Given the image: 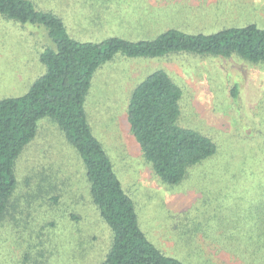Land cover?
Masks as SVG:
<instances>
[{"label": "rangeland", "instance_id": "obj_1", "mask_svg": "<svg viewBox=\"0 0 264 264\" xmlns=\"http://www.w3.org/2000/svg\"><path fill=\"white\" fill-rule=\"evenodd\" d=\"M31 1L60 17L71 37L97 43L155 38L168 28L191 34L249 23L264 28V0ZM51 45L44 24L0 15V99L28 91L45 72L40 56ZM156 69L183 90L179 123L218 145L178 184L154 172L128 120L134 88ZM86 109L141 228L166 255L187 264H228L218 257L264 264V63L238 55H118L95 73ZM16 175L0 221V264H100L112 229L93 203L80 153L51 118L39 121Z\"/></svg>", "mask_w": 264, "mask_h": 264}, {"label": "trees", "instance_id": "obj_2", "mask_svg": "<svg viewBox=\"0 0 264 264\" xmlns=\"http://www.w3.org/2000/svg\"><path fill=\"white\" fill-rule=\"evenodd\" d=\"M0 15L44 24L52 39L40 56L45 72L23 95L0 99V221L18 187L17 160L36 137L39 121L49 117L80 153L93 203L112 229L113 242L101 264H187L166 255L141 228L135 203L94 133L87 96L97 70L118 55H238L264 63V28L249 23L197 34L168 28L155 38L133 41L113 36L97 43L71 37L60 17L38 9L31 0H0ZM231 95L239 99L238 85L232 86ZM182 96V88L171 75L156 69L134 88L127 110L131 132L144 157L167 184L180 183L191 167L213 156L218 148L211 137L179 123Z\"/></svg>", "mask_w": 264, "mask_h": 264}, {"label": "crops", "instance_id": "obj_3", "mask_svg": "<svg viewBox=\"0 0 264 264\" xmlns=\"http://www.w3.org/2000/svg\"><path fill=\"white\" fill-rule=\"evenodd\" d=\"M109 249H110V247H109ZM108 251H109V250H108ZM107 253H108V252H107ZM106 256H107V254H106ZM106 256H105V258H106ZM105 258H104V260H105ZM218 258H220L221 260H223L224 262H226V263H228V264H235V262H233L232 259L237 258V257H218ZM104 260H103V261H104ZM103 261H101L100 264H101ZM239 261L241 262V260H239Z\"/></svg>", "mask_w": 264, "mask_h": 264}]
</instances>
